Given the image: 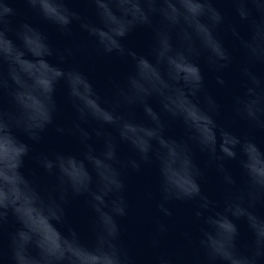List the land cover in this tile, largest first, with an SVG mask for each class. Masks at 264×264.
<instances>
[{
	"label": "clouds",
	"instance_id": "clouds-1",
	"mask_svg": "<svg viewBox=\"0 0 264 264\" xmlns=\"http://www.w3.org/2000/svg\"><path fill=\"white\" fill-rule=\"evenodd\" d=\"M18 2L62 36L78 28L87 41L54 47L39 28L17 19ZM81 2L93 6L94 19L68 0H0V264H137L120 226L129 210L126 176L152 165L162 217L150 246L157 249L167 237L173 203L190 206L192 227L183 231L180 249L157 252L148 264H264V147L230 130L243 122L264 131V71H257L264 69V0ZM137 29L151 34L150 58L125 44ZM93 53L131 65L106 94L74 65L77 56ZM201 65L229 88L228 125L219 122L222 105L209 93ZM61 83L71 109L63 119L55 101ZM136 108L144 119H136ZM175 123L182 138L167 134ZM50 126L77 141L79 154L33 155L27 141L39 143ZM197 151L206 156L203 166ZM25 158L51 181L25 176ZM209 176L215 195L202 187ZM76 197L92 213L88 243L75 228L57 227L66 224ZM37 215L45 227H37ZM241 225L248 231L243 244Z\"/></svg>",
	"mask_w": 264,
	"mask_h": 264
},
{
	"label": "water",
	"instance_id": "water-1",
	"mask_svg": "<svg viewBox=\"0 0 264 264\" xmlns=\"http://www.w3.org/2000/svg\"><path fill=\"white\" fill-rule=\"evenodd\" d=\"M68 6L79 11L82 15H86L89 18L94 19L93 6L82 3L81 0H68ZM226 13H230V8L227 4L218 5ZM15 7L19 10L20 15L18 20H27L34 26L39 28L49 39L50 43L54 47H64L73 42L87 41L86 34L82 33L78 28L73 29V33L70 37L62 36L54 26L40 20L34 16L23 3H16ZM125 44L130 49L136 51L138 54L144 55L150 58L151 52V34L147 29H137L131 33L125 41ZM89 49L92 45H88ZM52 63H56L55 57L50 58ZM74 65L88 77L93 87L100 93L106 94L110 87L111 81L120 80L125 74L131 71V65L124 60L107 55L91 56H77L74 61ZM202 70L205 73L206 87L210 94H212L218 102L221 103V116L219 122L222 125H228L230 114V91L229 88H224L218 85L215 81V74L210 73L206 67L201 65ZM257 71H264L262 68H257ZM225 79L229 81L230 87L236 86V77L234 74L225 76ZM55 101L59 109L60 117L66 118L70 113V105L67 101L66 87L63 83L59 84L55 92ZM153 106L156 107L155 102ZM135 117L137 120L144 119L142 109H134ZM230 130L236 134H248L255 139V142L264 147V131L250 130L243 122H237L230 125ZM167 134L175 138H182L185 133L182 125L179 123L173 124ZM21 140L27 141V138L22 134H17ZM33 148V155L48 154L51 155L56 152H62L65 154H79L81 146L74 139L62 135L55 130L54 126H50L43 138L37 144H32L31 141H27ZM121 153L124 156H128L129 150L126 146L121 147ZM195 160L198 164L203 166L206 162V156L199 151L195 153ZM229 167L235 168L234 162H229ZM22 172L25 176L35 178L40 183H47L51 181V178L46 177L41 169L38 168L35 161L31 158H25ZM158 183L159 176L155 165L145 166L141 172L136 173L129 171L126 176L127 186V199L129 203L128 215L120 219V226L122 230V239L125 246L128 248L130 254L135 258L137 264H148L150 258L157 252L173 254L182 247L184 230L192 227L190 223L191 208L187 204L179 202L171 204L169 207L173 212L171 220H165L168 224L169 232L165 239L160 242L157 249H153L150 246L152 234L156 230L155 219L157 216H161L156 209V201L158 199ZM204 190L210 194L215 195L216 186L214 179L209 176L208 181L202 186ZM151 194L152 199L148 198V194ZM264 211V209H259ZM37 227H45L44 220L37 215L35 218ZM91 223L92 213L86 207L84 197L72 198L66 208V224L57 225L58 229L63 233L67 231L68 227L75 228L80 232L84 242L88 243L91 236ZM15 225L9 223L8 230H14ZM240 243H246L248 240V231L246 226L240 227Z\"/></svg>",
	"mask_w": 264,
	"mask_h": 264
}]
</instances>
